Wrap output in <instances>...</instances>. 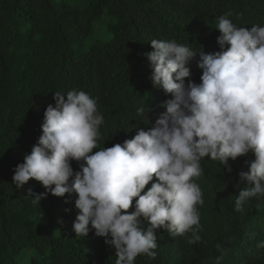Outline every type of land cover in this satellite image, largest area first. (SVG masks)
<instances>
[{"label": "trees", "instance_id": "16d2710c", "mask_svg": "<svg viewBox=\"0 0 264 264\" xmlns=\"http://www.w3.org/2000/svg\"><path fill=\"white\" fill-rule=\"evenodd\" d=\"M226 13L237 27L264 26V0H0V264H18L27 252L34 256L27 264H115L114 246L91 225L84 237L72 230L75 193L56 197L34 179L16 189L13 169L42 134L43 113L55 106L56 91H84L97 101L103 123L92 153L150 129L171 98L150 80V41L175 40L197 51L184 80L199 84L200 53L221 51L216 27ZM101 19L107 42L94 39ZM141 106L146 123L137 115ZM254 158L251 152L229 158L231 172L201 160L203 174L195 178L204 200L196 206L201 240L189 244L191 233L156 229V258L138 255L134 264H217V258L219 264H264L258 246L264 242V197L251 198L242 211L235 205L240 191L252 186L245 180L237 187L238 173ZM71 167L80 170L76 161ZM134 205L135 198L128 213Z\"/></svg>", "mask_w": 264, "mask_h": 264}, {"label": "clouds", "instance_id": "9594fccd", "mask_svg": "<svg viewBox=\"0 0 264 264\" xmlns=\"http://www.w3.org/2000/svg\"><path fill=\"white\" fill-rule=\"evenodd\" d=\"M229 15L218 18L221 51L200 53L199 84L184 80L197 51L175 40L150 41L153 51L145 54L150 80L171 98L161 104L165 111L150 129L138 130L123 144L92 153L103 123L97 101L84 91L54 92L55 106L43 113L42 134L13 169L16 189L34 179L56 197L75 193L72 230L84 237L91 225L97 237L114 246L115 264H134L138 255L154 260L156 229L171 236L191 233L189 244L201 240L196 206L204 200L195 178L203 174L205 157L231 172L229 158L251 152L255 158L244 161L248 170L238 173L236 186L245 180L252 186L240 191L236 210L264 197V26L237 27ZM145 112L144 106L137 108L146 123ZM71 161L79 163V171Z\"/></svg>", "mask_w": 264, "mask_h": 264}, {"label": "rangeland", "instance_id": "374dc122", "mask_svg": "<svg viewBox=\"0 0 264 264\" xmlns=\"http://www.w3.org/2000/svg\"><path fill=\"white\" fill-rule=\"evenodd\" d=\"M106 24L107 22H105L104 19H101L94 24V39H100V41L104 42H107L109 40L110 35H105ZM31 257H34L31 252L23 253L17 257L16 261L18 264H27Z\"/></svg>", "mask_w": 264, "mask_h": 264}]
</instances>
